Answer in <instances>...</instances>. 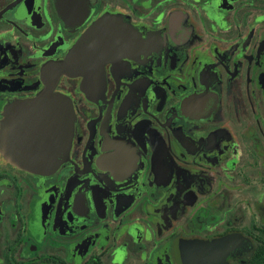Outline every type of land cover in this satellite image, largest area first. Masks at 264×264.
I'll use <instances>...</instances> for the list:
<instances>
[{
	"label": "flooded vegetation",
	"instance_id": "flooded-vegetation-1",
	"mask_svg": "<svg viewBox=\"0 0 264 264\" xmlns=\"http://www.w3.org/2000/svg\"><path fill=\"white\" fill-rule=\"evenodd\" d=\"M47 92L41 172L1 131ZM0 264H264V0H0Z\"/></svg>",
	"mask_w": 264,
	"mask_h": 264
},
{
	"label": "water",
	"instance_id": "water-1",
	"mask_svg": "<svg viewBox=\"0 0 264 264\" xmlns=\"http://www.w3.org/2000/svg\"><path fill=\"white\" fill-rule=\"evenodd\" d=\"M58 74H70L69 55L58 64ZM11 110L3 123L1 147L6 148L9 135H14L10 160L35 171H52L64 162L73 141L75 114L70 100L50 92ZM16 145V146H15Z\"/></svg>",
	"mask_w": 264,
	"mask_h": 264
}]
</instances>
